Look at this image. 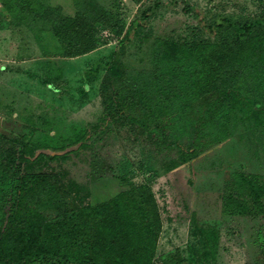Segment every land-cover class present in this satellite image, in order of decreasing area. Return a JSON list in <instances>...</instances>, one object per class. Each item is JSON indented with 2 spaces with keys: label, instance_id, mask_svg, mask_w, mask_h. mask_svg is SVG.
Returning <instances> with one entry per match:
<instances>
[{
  "label": "rangeland",
  "instance_id": "1",
  "mask_svg": "<svg viewBox=\"0 0 264 264\" xmlns=\"http://www.w3.org/2000/svg\"><path fill=\"white\" fill-rule=\"evenodd\" d=\"M263 7L264 0H0V135L23 145L24 172L57 175L78 207L106 216L118 206L114 197L128 193L139 202L150 190L151 227L127 208L99 223L100 240L121 236V249L145 245L152 264L172 258L179 264H264V216L228 214L223 200L231 171L264 173V98L225 91L230 136L181 162L197 123H205L194 118L219 92L212 65L238 63L247 47L234 28ZM104 10L111 19L102 17ZM63 17L100 20L96 30H85L88 51L66 55ZM160 38L177 46L176 52L165 49L162 68L193 59L198 91L204 90L173 129L176 144L162 152L138 124L112 121L104 111L111 84L124 70L149 66ZM219 38L228 46L213 52ZM201 50L211 64L199 57ZM147 164L167 171L148 181Z\"/></svg>",
  "mask_w": 264,
  "mask_h": 264
},
{
  "label": "trees",
  "instance_id": "2",
  "mask_svg": "<svg viewBox=\"0 0 264 264\" xmlns=\"http://www.w3.org/2000/svg\"><path fill=\"white\" fill-rule=\"evenodd\" d=\"M103 15L111 19L106 10ZM64 20L66 23L59 30L62 42L64 39L66 44V55L88 51L91 44L86 40L85 30H96L100 20L93 18L90 24L69 17ZM215 26L221 33L222 25L218 23ZM234 31L247 49L231 68L224 66L215 70V65H212L213 83L219 92H212L206 101L205 111L194 118L205 123H197L195 140L185 148L186 154H181V162L196 158L230 136L229 120L224 114L225 91L236 90L244 96L264 98V7L254 20L240 24ZM175 43L156 39L149 66L124 70L123 76L111 84L110 94L104 101V111L109 119H124L138 124L151 135L155 148L160 152L176 144L173 129L181 118L184 119L182 115L186 109L192 107L188 104L195 102L204 92L200 94L198 91L201 77L191 69L195 65L193 59L187 64L172 63L169 59L170 63L163 68L161 60L159 63L165 49L176 52ZM223 43L219 38L212 45L213 52L217 48L225 50L228 45L221 47ZM200 52L199 57L210 63L204 50ZM205 113L209 115L208 120ZM30 135L25 136V142ZM24 160L23 145L0 135L1 264H69L70 261L80 264H152L145 245L121 249L116 245L121 236H114L112 241L100 240L97 236L100 222L117 217L127 208L138 213V221L142 224L147 222L150 226L149 221L156 217V211L151 204L152 194L145 184L137 186L149 190L147 197L139 202L128 193L114 197L112 202L118 204L114 207L117 211L106 208L110 215L104 216L94 207L76 206L68 195L67 185L57 175L24 172ZM165 171L167 169L161 166L147 164L144 174L148 181H152ZM223 200L224 211L228 214L264 216V173L231 171L224 181ZM149 205L152 209L147 210ZM127 219L128 222L134 221L130 217ZM180 262L172 258L164 264Z\"/></svg>",
  "mask_w": 264,
  "mask_h": 264
}]
</instances>
